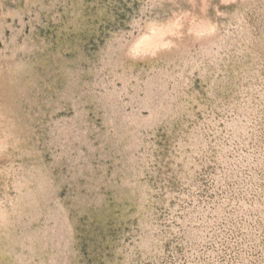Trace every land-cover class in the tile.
I'll list each match as a JSON object with an SVG mask.
<instances>
[{
	"label": "rangeland",
	"instance_id": "1",
	"mask_svg": "<svg viewBox=\"0 0 264 264\" xmlns=\"http://www.w3.org/2000/svg\"><path fill=\"white\" fill-rule=\"evenodd\" d=\"M0 264H264V0H0Z\"/></svg>",
	"mask_w": 264,
	"mask_h": 264
},
{
	"label": "bare ground",
	"instance_id": "2",
	"mask_svg": "<svg viewBox=\"0 0 264 264\" xmlns=\"http://www.w3.org/2000/svg\"><path fill=\"white\" fill-rule=\"evenodd\" d=\"M175 21V20H174ZM174 23V22H173ZM176 23V22H175ZM205 23V22H204ZM203 23L201 22V25ZM173 27L175 26L174 24H172ZM179 25V24H178ZM176 25V26H178ZM199 25V24H198ZM207 25V24H206ZM172 27V26H171ZM170 25L169 26H157V25H150V27H148V32L146 34H144V36L139 40L138 44L140 48H147V47H154V46H158L160 44L163 43V37L167 34V33H171L172 31H174L176 29V27H174L175 29L173 30V28H171ZM198 27H201L200 25ZM203 27V25H202ZM209 27V26H208ZM210 28V27H209ZM172 29V30H171ZM198 28H196L197 30ZM201 29V28H200ZM204 29V28H203ZM200 33V32H198ZM137 44V43H136ZM161 46V45H160Z\"/></svg>",
	"mask_w": 264,
	"mask_h": 264
}]
</instances>
